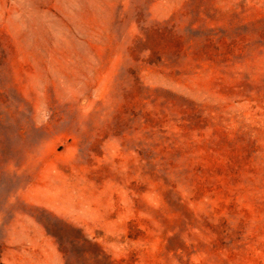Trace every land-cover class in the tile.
Here are the masks:
<instances>
[{
  "label": "rangeland",
  "instance_id": "obj_1",
  "mask_svg": "<svg viewBox=\"0 0 264 264\" xmlns=\"http://www.w3.org/2000/svg\"><path fill=\"white\" fill-rule=\"evenodd\" d=\"M0 264H264V0H0Z\"/></svg>",
  "mask_w": 264,
  "mask_h": 264
}]
</instances>
